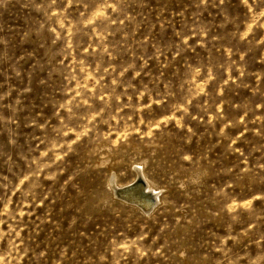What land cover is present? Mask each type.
Returning <instances> with one entry per match:
<instances>
[{
	"label": "rangeland",
	"instance_id": "obj_1",
	"mask_svg": "<svg viewBox=\"0 0 264 264\" xmlns=\"http://www.w3.org/2000/svg\"><path fill=\"white\" fill-rule=\"evenodd\" d=\"M0 264H264V0H0Z\"/></svg>",
	"mask_w": 264,
	"mask_h": 264
},
{
	"label": "bare ground",
	"instance_id": "obj_2",
	"mask_svg": "<svg viewBox=\"0 0 264 264\" xmlns=\"http://www.w3.org/2000/svg\"><path fill=\"white\" fill-rule=\"evenodd\" d=\"M116 173L117 172L114 169L113 171L111 170V176L108 175L107 180L109 178L111 179L108 180V182L113 189L117 202L121 206L130 207L140 212L148 213L154 209V206L157 205L158 202H160L161 195L163 193H160V187L156 186L154 181L149 178L142 165H140V170L137 167H134L133 174H131L128 179L122 182L117 181ZM137 178L140 180L137 183L131 185L132 182ZM128 185L131 186L126 187ZM123 187L125 188L121 190ZM153 197L157 198V204L153 203L151 206Z\"/></svg>",
	"mask_w": 264,
	"mask_h": 264
},
{
	"label": "water",
	"instance_id": "obj_3",
	"mask_svg": "<svg viewBox=\"0 0 264 264\" xmlns=\"http://www.w3.org/2000/svg\"><path fill=\"white\" fill-rule=\"evenodd\" d=\"M139 180H140V179H139V178H137V179H136V181L132 182V184H131V185H133V184L137 183ZM131 185H128V186H126V187H129V186H131ZM124 188H125V187L121 188V190H122V189H124ZM115 193H116V192H115ZM151 206H152V203H151Z\"/></svg>",
	"mask_w": 264,
	"mask_h": 264
}]
</instances>
